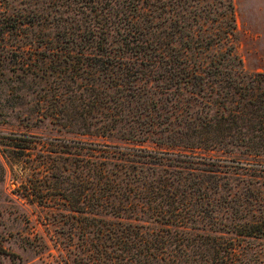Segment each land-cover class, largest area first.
Returning <instances> with one entry per match:
<instances>
[{
  "label": "trees",
  "instance_id": "obj_1",
  "mask_svg": "<svg viewBox=\"0 0 264 264\" xmlns=\"http://www.w3.org/2000/svg\"><path fill=\"white\" fill-rule=\"evenodd\" d=\"M71 2L68 27L23 59L70 84L39 96L82 160L66 196L84 203V242L110 238L121 264H254L241 240L264 236V215L245 220L219 173L264 153V71L234 49L232 0Z\"/></svg>",
  "mask_w": 264,
  "mask_h": 264
},
{
  "label": "rangeland",
  "instance_id": "obj_2",
  "mask_svg": "<svg viewBox=\"0 0 264 264\" xmlns=\"http://www.w3.org/2000/svg\"><path fill=\"white\" fill-rule=\"evenodd\" d=\"M232 3L234 49L247 72L264 71V0ZM72 7L71 0H0V246L13 253L0 254V264H121L110 238H102L98 250L94 240L84 242V203L72 206L66 196L77 181L73 164L82 160L70 152L73 132L51 121L49 104L42 110L39 94L43 87L70 84L64 76L40 74L33 58L23 59L68 27ZM221 163L219 173L242 191L245 220L263 216L264 153L248 155L240 167L227 159ZM25 187H34L36 196H26ZM144 224L160 225L151 219ZM241 241L249 262L264 264V236ZM88 252L102 258L91 260L84 256Z\"/></svg>",
  "mask_w": 264,
  "mask_h": 264
}]
</instances>
